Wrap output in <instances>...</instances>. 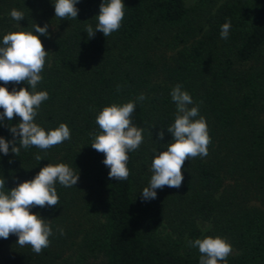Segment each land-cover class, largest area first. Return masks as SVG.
<instances>
[{"label": "trees", "instance_id": "obj_1", "mask_svg": "<svg viewBox=\"0 0 264 264\" xmlns=\"http://www.w3.org/2000/svg\"><path fill=\"white\" fill-rule=\"evenodd\" d=\"M102 2L78 0V17L61 20L53 0H0V42L10 31L48 24L49 34L40 35L48 55L35 91L49 98L35 122L46 131L65 123L71 133L46 150L0 152L4 191L48 163H65L79 174L76 186L56 183L57 206L31 209L52 226L49 246L37 254L18 246L16 235L0 238V264H200L189 241L209 235L230 242L227 264H264V0H199L193 7L187 0H124L119 30L108 37L97 31L90 39L85 28H95ZM13 8L24 12L21 21L10 17ZM228 20L224 39L220 29ZM177 84L206 119L208 155L185 161L179 189L165 186L145 201L151 163L172 140L170 93ZM27 86L7 85L9 91ZM141 93L146 98L136 102L131 120L143 129V143L128 153V179H109L104 154L91 146L101 131L96 116ZM18 122L0 123V136L12 140L10 125ZM165 220L184 240L162 239ZM199 221L210 228L202 230ZM183 245L190 248L184 255Z\"/></svg>", "mask_w": 264, "mask_h": 264}, {"label": "clouds", "instance_id": "obj_2", "mask_svg": "<svg viewBox=\"0 0 264 264\" xmlns=\"http://www.w3.org/2000/svg\"><path fill=\"white\" fill-rule=\"evenodd\" d=\"M77 3L78 0H53L55 17L61 20L77 18ZM124 9V0H103L95 16V28L91 24L86 25L88 38H93L97 31L108 37L119 30ZM9 15L18 22L25 17L24 12L16 8L11 9ZM29 27L27 31L8 32L0 42V81L3 82L0 85V109H3L0 123L19 117L18 123L10 125L13 139L0 136V152L4 155L11 151L19 156L21 148L28 149L30 146L46 150L71 139L70 129L65 123L46 131L35 122L37 110L49 98L47 91H35L42 80L41 72L48 55L40 35H48L49 26L34 23ZM230 29L231 21L228 20L221 25V38L227 39ZM21 82H26L28 86L19 89L13 87L9 91L8 84ZM170 95L176 105L174 123L167 127L172 140L166 144L164 151L155 155L151 163L149 184L141 191L145 201L156 199L157 189L165 186L179 189L184 180L182 167L185 161L197 156L206 157L211 143L208 125L199 114V106L189 107L193 104L192 96L180 84L172 88ZM145 98L141 93L136 101L105 106L96 116V124L101 131L94 135L91 146L104 154L103 163L110 169L109 179H128V153L137 150L143 143V129L133 125L131 115L136 102H142ZM158 137L163 140V128ZM36 159L39 161L41 157L37 155ZM78 180L79 174L65 163H48L33 179L18 183L8 192L4 191L5 179L0 177V238L8 239L10 235H16L18 246H30L33 252L39 254L49 246L53 229L49 222L31 209L57 206L59 197L56 183L72 187L77 185ZM58 231L64 235L62 227ZM189 246L198 248L200 264H227V257L232 251L230 242L220 236L197 238L189 241Z\"/></svg>", "mask_w": 264, "mask_h": 264}, {"label": "rangeland", "instance_id": "obj_3", "mask_svg": "<svg viewBox=\"0 0 264 264\" xmlns=\"http://www.w3.org/2000/svg\"><path fill=\"white\" fill-rule=\"evenodd\" d=\"M187 1H188V5L190 7H193L196 5V3L199 0H187ZM220 1L223 2L224 0H220ZM245 1L254 3V0H245ZM10 148H11V146H10ZM10 154H11V151H9V153L7 155H10ZM4 156H6V155H4ZM166 219H167V217H166ZM199 225L202 228V230H204V231H207L211 226L210 223L206 222V221H199ZM173 226L174 225L170 224L169 220L164 221V228L161 230L162 232L160 234L162 239L169 240L172 238V239L184 240L185 237L180 232V230H179L180 228L178 229V228L173 227ZM188 251H190V248L187 247L186 245H183V247L180 250V253L184 255V254H187ZM233 253H234V251L232 250L230 255H232Z\"/></svg>", "mask_w": 264, "mask_h": 264}]
</instances>
